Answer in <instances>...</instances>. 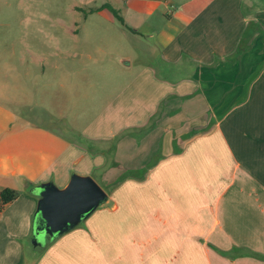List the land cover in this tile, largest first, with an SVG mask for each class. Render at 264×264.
I'll return each instance as SVG.
<instances>
[{
    "label": "crops",
    "instance_id": "1",
    "mask_svg": "<svg viewBox=\"0 0 264 264\" xmlns=\"http://www.w3.org/2000/svg\"><path fill=\"white\" fill-rule=\"evenodd\" d=\"M104 1L144 34L121 26L148 42L150 56L165 69L161 76L182 89H157L158 100L147 112L158 117L157 132L138 134L140 113L118 141L117 154L123 145L129 149L131 169L151 160L143 176L117 185L108 194L109 210L93 211L83 225L33 245L25 256L20 239L31 237L39 198L31 188L47 180L64 186L88 152L10 106L20 93L4 91L9 85L20 90L11 82L30 73L12 66L14 59L22 63V54L1 53L0 191L10 187L18 195L0 211V264H264V21L249 25L259 18L243 13V0ZM185 78L191 87L179 83ZM111 117L118 122L113 112ZM99 164H80L77 172L90 174ZM126 180L127 195L116 198Z\"/></svg>",
    "mask_w": 264,
    "mask_h": 264
},
{
    "label": "rangeland",
    "instance_id": "2",
    "mask_svg": "<svg viewBox=\"0 0 264 264\" xmlns=\"http://www.w3.org/2000/svg\"><path fill=\"white\" fill-rule=\"evenodd\" d=\"M102 1L0 0V54H22V63L14 59L12 66L19 72L30 73L11 82L20 90L9 85L4 93L10 97L20 93L19 101L9 99L12 108L58 129L83 148L80 150L88 152L81 165L98 160L99 166L93 167L89 175L107 191V198L93 211L109 210L113 196L108 194L128 177L144 174L151 163L149 159L145 166L133 170L127 160L128 147L123 145L117 154L119 139L133 129V116L141 113L142 126H147L144 129L141 126L139 135L144 136L152 129L157 132L158 117L149 118L147 114L158 100L157 89L177 91L181 82L183 88L187 82L190 84L187 87H191L187 78L172 86L173 81L162 77L160 72L165 69L157 64V56H150L148 42L108 18L107 15L112 16L109 10L107 13L90 10ZM241 8L249 17L259 18L250 19L249 25L264 21V0H243ZM53 61L59 65H53ZM259 64L250 67L248 79ZM146 68L153 70V77L145 75ZM81 69L94 72L75 73ZM68 70L73 73L68 74ZM156 84L161 86L155 87ZM112 112L118 117L114 124ZM171 147L176 149L174 144ZM80 164L70 174L82 168ZM128 184L126 180L114 196L127 195ZM92 212L76 227L83 225ZM46 237V242L53 240ZM20 240L24 255L29 256L33 247L29 233Z\"/></svg>",
    "mask_w": 264,
    "mask_h": 264
},
{
    "label": "water",
    "instance_id": "3",
    "mask_svg": "<svg viewBox=\"0 0 264 264\" xmlns=\"http://www.w3.org/2000/svg\"><path fill=\"white\" fill-rule=\"evenodd\" d=\"M31 190L39 195L31 225V240L39 246L47 243L46 236L54 239L75 227L107 198V191L91 175L77 172L62 187L47 180Z\"/></svg>",
    "mask_w": 264,
    "mask_h": 264
},
{
    "label": "trees",
    "instance_id": "4",
    "mask_svg": "<svg viewBox=\"0 0 264 264\" xmlns=\"http://www.w3.org/2000/svg\"><path fill=\"white\" fill-rule=\"evenodd\" d=\"M103 7L109 9V10L112 12V14H113L115 20H116V21H117V22H118L123 28H125V29H127V30H130V31H132V32L138 33V34H140V35H144L142 32H139V31H137L135 28L129 26V25L125 22V20L123 19V17L121 16L119 10H117L115 7H113V6L111 5V3L108 2V1H104V2H102L101 4H99L98 6L90 8V10L93 11V10H96V9H101V8H103ZM243 49H244V46H243V44H242V39H241V42H239V45H238V47H237V49H236V52L239 53V52H241ZM149 165H150V164H149ZM140 176H143V174H141ZM117 180H118V178H117ZM121 180H122V179H121ZM33 186H34V185H33ZM17 195H18V191H17L16 189H13V188H10V187H5V188H3V189L0 191V211H1L2 207H3L7 202H9V201H11L12 199H14Z\"/></svg>",
    "mask_w": 264,
    "mask_h": 264
}]
</instances>
